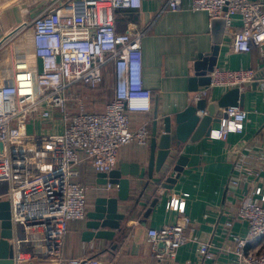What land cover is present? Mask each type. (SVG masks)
Segmentation results:
<instances>
[{
    "label": "built area",
    "instance_id": "built-area-1",
    "mask_svg": "<svg viewBox=\"0 0 264 264\" xmlns=\"http://www.w3.org/2000/svg\"><path fill=\"white\" fill-rule=\"evenodd\" d=\"M141 5L142 0H54L25 21L24 25L34 29L35 53L41 60L37 93L29 98L18 85L0 84V200L10 201L13 264H108L97 255L65 260L62 248L69 222L84 220L88 213L87 187L80 180V165L89 161L97 173H109L118 166L124 145L150 144L151 129L147 124L134 127L132 119V113L153 108L154 94L143 77L142 42L148 28L134 22L126 31L116 27L117 10ZM166 9L206 11L212 20L225 18L227 26L239 16L240 28L229 31L233 50L248 52L264 46L262 1L189 0L186 4L184 0H168ZM21 12L27 16L29 5L23 3ZM108 65L114 68L113 96L102 111L87 110L82 95L71 89L76 84L98 88ZM254 75L253 69L215 68L210 85L195 92L194 100L207 97L215 86L243 87ZM57 112L62 124L60 160L45 162L36 151L32 165L28 155L32 146L25 143L32 136L26 135V125L34 119H50ZM225 113L210 137L227 140L231 133L244 131L248 116L245 109L229 106ZM236 169L229 183L248 190L240 197L235 213L224 222L228 250L236 255L233 264H264V248H248L251 240L264 238V184L259 181L264 171V149L242 156ZM113 188L118 185H103L109 193ZM178 203L179 198L173 197L169 207L177 209ZM236 221L247 223L246 236L235 231ZM191 225V219L183 216L176 222L149 228L148 240L155 256H175L189 241L187 230ZM198 255L204 261L213 259L211 243L198 240Z\"/></svg>",
    "mask_w": 264,
    "mask_h": 264
},
{
    "label": "crops",
    "instance_id": "crops-1",
    "mask_svg": "<svg viewBox=\"0 0 264 264\" xmlns=\"http://www.w3.org/2000/svg\"><path fill=\"white\" fill-rule=\"evenodd\" d=\"M53 1L0 0V84L18 85L29 98H34L37 93L36 76L41 69V60L35 53L34 29L24 24ZM167 1L142 0L140 8H121L116 11V27L119 31H126L131 22L148 28L142 42L143 77L145 86L153 91L154 99L156 94L159 95L161 117L174 115L196 102L195 92L189 90V79L194 74L198 54L208 53L213 47L212 19L209 14L190 9L171 11L166 9ZM184 2L188 4L189 0ZM23 3L30 8L27 16L21 12ZM241 24L240 17L236 16L232 26H227L216 69H253L256 72L264 67V46L253 47L248 52L233 50L229 31L239 29ZM113 83L114 68L108 65L105 68V80L98 88L76 84L71 90L82 95L87 110L102 111L113 96ZM104 88L109 90L107 96ZM232 88L215 86L206 98L209 101L220 100ZM239 88L246 94L244 105H239L248 112L244 131L231 133L227 140L207 136L197 142L184 144L180 153L187 155L189 161L173 189L164 188L165 178L150 180L146 175L150 144L143 146L133 142L124 145L119 152L118 165L122 162L141 164V176L131 177L130 199L119 202V211L126 215L122 221L125 233L122 235L117 232L111 240L85 241L82 235L87 217L70 221L62 248L64 259L97 255L108 264H233L236 255L228 250L229 240L224 233V222L228 215L235 213L240 197L248 188L233 187L229 181L237 173L236 167L242 156L264 149V84L256 91L244 85ZM71 104L75 111L73 100ZM153 112L154 100L150 112L132 113L133 126L147 124L152 131ZM59 116L57 112L50 119H34L27 123L26 135L32 137L25 143L32 146L28 149L32 165L36 151H39V157L45 162L60 160L62 124ZM218 126L219 122H216L212 128ZM80 168V180L87 187L88 211H91L96 199L108 192L98 183V173L89 161L83 162ZM261 174L259 181L264 184V171ZM116 193L117 188L110 192ZM173 197L179 198L177 209L169 207ZM154 201H157L155 205ZM183 216H188L192 221L187 230L189 241L175 256L157 258L148 240V229L176 222ZM234 229L242 236L247 235L245 221H236ZM198 240L211 243L213 259L204 261L199 258ZM114 243L116 247H113ZM248 248H264V238L251 240Z\"/></svg>",
    "mask_w": 264,
    "mask_h": 264
},
{
    "label": "water",
    "instance_id": "water-1",
    "mask_svg": "<svg viewBox=\"0 0 264 264\" xmlns=\"http://www.w3.org/2000/svg\"><path fill=\"white\" fill-rule=\"evenodd\" d=\"M227 21L223 17L212 20L213 47L208 53L198 54L194 64V74L189 79V90L197 92L200 88H207L211 83V73L215 70ZM14 33V31H13ZM11 33V34H13ZM264 84V67L255 72L253 78L244 83L253 91ZM245 92L239 87L229 90L220 100L209 101L206 97L191 103L174 115L160 116L159 95H155L153 126L150 139V153L147 161L146 175L150 180L165 178L164 188L173 189L177 180L188 164L189 157L181 154L180 150L188 142H197L210 136L213 124L220 122L225 116V109L229 106H241L245 102ZM203 111L204 113H200ZM161 123V126L159 125ZM160 126V127H159ZM1 149L3 146L1 145ZM98 183L118 185L116 195L99 196L94 209L88 211L86 229L83 240L113 239L117 232L122 235L125 228L122 221L126 215L119 211V202L130 199L131 177L141 176V164L120 163L109 173H98ZM157 201H154L155 205ZM13 237L10 201L0 200V264L14 263V249L10 242ZM117 245L114 243L113 247ZM164 247L163 243H159Z\"/></svg>",
    "mask_w": 264,
    "mask_h": 264
},
{
    "label": "rangeland",
    "instance_id": "rangeland-1",
    "mask_svg": "<svg viewBox=\"0 0 264 264\" xmlns=\"http://www.w3.org/2000/svg\"><path fill=\"white\" fill-rule=\"evenodd\" d=\"M110 91H111V87H109L108 88ZM109 90H107L106 88H104V91H105V96H107V92H109ZM113 92V91H112ZM107 98V97H106ZM19 151L21 150V148L19 147V148H17ZM4 189L6 188V185H4V187H3Z\"/></svg>",
    "mask_w": 264,
    "mask_h": 264
},
{
    "label": "bare ground",
    "instance_id": "bare-ground-1",
    "mask_svg": "<svg viewBox=\"0 0 264 264\" xmlns=\"http://www.w3.org/2000/svg\"><path fill=\"white\" fill-rule=\"evenodd\" d=\"M2 174V173H1ZM1 177H4L3 174L1 175Z\"/></svg>",
    "mask_w": 264,
    "mask_h": 264
}]
</instances>
